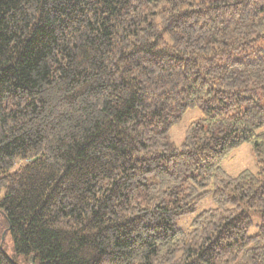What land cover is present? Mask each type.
I'll use <instances>...</instances> for the list:
<instances>
[{"label": "trees", "instance_id": "16d2710c", "mask_svg": "<svg viewBox=\"0 0 264 264\" xmlns=\"http://www.w3.org/2000/svg\"><path fill=\"white\" fill-rule=\"evenodd\" d=\"M262 128L264 0H0V264H264Z\"/></svg>", "mask_w": 264, "mask_h": 264}, {"label": "rangeland", "instance_id": "374dc122", "mask_svg": "<svg viewBox=\"0 0 264 264\" xmlns=\"http://www.w3.org/2000/svg\"><path fill=\"white\" fill-rule=\"evenodd\" d=\"M201 118L199 110L187 111L169 132L168 141L173 148L179 149L183 143L185 131L187 127L194 121ZM260 132H264V128ZM18 167V166H17ZM221 167L230 176L236 177L244 171L252 174H257L259 169L257 167L256 159L250 144H244L240 148L231 152L222 162ZM215 207L211 197H208L202 202L195 210L194 213L181 217L176 222V227L183 231L189 232L191 230V223L201 212L212 209ZM250 218L252 225L249 229V235H256L261 223V216L258 213L247 211L246 213ZM0 245L5 252L14 257L13 243L8 231V225L4 215L0 212ZM17 264H34L31 259L18 256L15 258Z\"/></svg>", "mask_w": 264, "mask_h": 264}]
</instances>
